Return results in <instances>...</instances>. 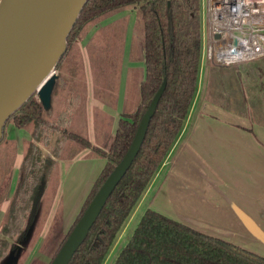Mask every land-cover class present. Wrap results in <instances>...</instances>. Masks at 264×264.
I'll return each instance as SVG.
<instances>
[{"label":"trees","instance_id":"obj_1","mask_svg":"<svg viewBox=\"0 0 264 264\" xmlns=\"http://www.w3.org/2000/svg\"><path fill=\"white\" fill-rule=\"evenodd\" d=\"M199 5L200 0H84L66 32L63 53L52 67L56 73L50 84L47 102L49 104L51 98L61 94V107L52 119H48L42 102L32 94L3 122L4 125L6 121H10L15 129L25 131L28 139L20 143L13 189L0 218V236L7 239L0 238V260H5L10 254L8 264H16L18 252L27 244V233L36 220L41 199L55 169L58 149L63 143L76 142L78 149H87L89 155L101 157L104 161L71 225L61 236L56 234V221L52 222L50 230L56 234L53 239L57 240L45 264L49 263L103 179L127 152L136 126L149 106L151 97L163 84L136 154L105 198L85 238L66 264L102 263L185 122L196 90L200 66ZM126 7H133L141 33V37L138 35L137 48L133 36L131 37L128 59L133 61L134 50L137 49L143 72L137 82L136 93L131 95L127 92L126 102L118 115L113 135L106 147L100 150L91 146L77 132H67L64 129L79 103V95L71 92L81 85L83 87L81 60L73 44L86 27L114 18L115 14ZM123 30L124 26H119L116 19L99 26L93 32L96 41L91 50L90 67L97 70L98 65L93 58L94 55L95 59L102 55L100 62L105 61L107 68H114L112 81L115 83L119 71ZM65 59L67 61L61 68V62ZM130 72L132 71H128V78L126 77L128 83ZM245 92L252 120L264 127V91L258 95L262 106L257 99L253 102L249 91ZM64 93L69 95L63 96ZM53 132L57 136L54 137L50 153L43 154L39 145L47 147ZM15 156L13 140L3 141L1 129L0 205L8 188ZM56 216L59 217L58 214ZM139 216L138 222L111 264H264V257L256 253L196 231L156 211L144 209ZM31 264L38 263L34 261Z\"/></svg>","mask_w":264,"mask_h":264},{"label":"crops","instance_id":"obj_2","mask_svg":"<svg viewBox=\"0 0 264 264\" xmlns=\"http://www.w3.org/2000/svg\"><path fill=\"white\" fill-rule=\"evenodd\" d=\"M121 18L108 19L100 26ZM132 27L133 24L125 25L123 31L119 71L110 105L99 104L92 98L95 84H92L91 74L95 71L90 72L87 53L90 56L94 45L81 57L86 104L81 121L72 123L71 130L88 138L90 145L96 148L97 143H108L113 135L129 91L128 71L142 69L137 49L136 62L128 59ZM95 36L90 39L93 44ZM200 48L198 82L185 122L133 210L141 207V211H156L264 257V253L241 241L246 236L261 243L264 239V229L257 220L259 217L264 220V127L251 118L240 70L234 64L221 67L210 63L204 58L202 43ZM19 155L18 152L16 163ZM103 161L101 157L89 155L87 149H77L69 157L58 160L61 179L57 186L63 233L71 225ZM207 208L214 212H204ZM204 213L216 218L219 230L213 229L211 224L205 226ZM121 231L122 228L116 239Z\"/></svg>","mask_w":264,"mask_h":264},{"label":"water","instance_id":"obj_3","mask_svg":"<svg viewBox=\"0 0 264 264\" xmlns=\"http://www.w3.org/2000/svg\"><path fill=\"white\" fill-rule=\"evenodd\" d=\"M83 3L84 0H16L4 14L0 24V134L4 119L28 96L34 94L43 107L44 101L48 103L55 76L52 67L63 53L66 32ZM162 88L163 84L151 97L127 152L103 179L48 264H66L85 238L105 198L136 154ZM8 262L9 256L4 264Z\"/></svg>","mask_w":264,"mask_h":264},{"label":"rangeland","instance_id":"obj_4","mask_svg":"<svg viewBox=\"0 0 264 264\" xmlns=\"http://www.w3.org/2000/svg\"><path fill=\"white\" fill-rule=\"evenodd\" d=\"M204 4H205V0H200V5H199V15H200V31H201V40H202V44H203V28H204V19H205V15H204ZM120 13V14H119ZM118 14H115L116 16L114 18L119 19V16L122 17L120 21H118L119 26H124L125 25H129L133 24L132 27V36L134 38V42H135V48H137V41H138V37H141V33H140V28L138 27V21H137V17L134 15V9L133 7H128L125 10L119 12ZM114 20V19H113ZM103 22V21H102ZM102 22L97 23L94 26H89L86 27L85 30H83V33L80 34V36L75 40V43L73 44L76 51H78L79 56H80V60L82 55L87 52V48L88 47H92L94 44L92 41H90V39L92 38V35L94 36L93 32L96 28H98L100 26V24H102ZM137 26V27H136ZM124 31V30H123ZM89 35V37H88ZM139 35V36H138ZM87 36V38H86ZM131 36V37H132ZM83 40V41H81ZM95 39H93L94 41ZM77 41V42H76ZM85 43V44H84ZM84 44V45H83ZM95 47V46H94ZM91 56V54H90ZM88 56L87 53V64L90 68V72L93 70L90 65H91V60L92 58ZM103 56L100 55L95 59V55H94V63L96 65H98L97 70L94 68V73L91 74V81L92 84L94 83L95 85H93V89H92V98L96 101H98L99 104H101V102L105 103L106 105H110L111 103V99L113 97V83L114 81H112L113 79V69L114 68H107L105 66V61H103L102 63L100 62V59ZM138 58L137 55V51L134 50V56H133V60L134 63L136 62L135 60ZM83 64L86 62L85 58H83ZM91 59V60H90ZM264 55L251 59L250 61H243V62H238L235 63V67L238 68L240 70V74H241V78L243 81L240 80L241 84L245 87V90L249 91L248 94L250 96V98L253 100V102L256 101V99L259 101L258 104L262 106V103L259 99V96L261 94L262 91H264ZM67 61V59L63 60L61 62V68L63 67V64ZM258 64V65H257ZM256 65V66H255ZM134 66V65H133ZM140 66L142 67V69H134L132 70V72H130L129 75V94L134 95L137 91L138 88V81L140 80L141 76H142V72H143V66L141 64V60H140ZM135 67V66H134ZM222 67V66H221ZM226 67H230V66H226ZM251 68V69H250ZM81 70H83L82 66H81ZM249 70L250 73H247ZM53 73H56L53 70ZM247 73V74H246ZM64 79H66L65 76H61ZM84 81H82L83 84ZM84 85V84H83ZM105 85V86H104ZM82 86V85H81ZM77 87L75 88V90L73 92H71V94H75L77 93L79 95V103L77 105V107L72 111L71 115H70V120L69 123L71 121V124L67 125L64 129L69 132L72 131L71 127L72 123L75 124L77 122L81 121V116L83 115V110L86 104L85 101V90L83 89V87ZM247 88V89H246ZM69 93L66 95L65 93L63 94V96H68ZM259 95V96H258ZM61 94L60 96H54V98H51V103L49 102L46 103L44 101V108L46 110V115L48 119H52V117H54L55 113L59 110V108L62 105L61 102ZM48 104V105H47ZM12 123L10 121H6L3 125L2 128V138L3 141L10 139L13 140L14 145H15V153L19 152V147H20V143L21 141L28 139V136L26 135L25 131L22 130H17L14 127H12ZM17 130V131H16ZM79 133V132H78ZM56 132H53L52 137L50 138L49 141V145L47 147H43L41 145H39V148L41 150V152L43 154H48L50 153V148L52 147L53 144V140L54 137L57 136ZM24 135V136H23ZM26 136V137H25ZM88 139V138H87ZM103 141V138H102ZM101 141V142H102ZM3 145V144H2ZM107 145V142H102V143H97V146H99L98 148L101 150L102 148H105ZM78 144H76V142H70V143H63L61 145V147L58 149V157L56 158V163L54 166V171L52 172V175L49 179L48 182V187L45 191V193L43 194V197L41 199V206H40V210L38 211V214L36 216V220L34 222V224L30 227V231L27 233L28 239H27V244H25V246H23L20 250L18 259L16 261V264H31L32 262H37L38 264H45L48 262L49 256L51 254V251L53 250L54 246H55V241L57 240V238L54 240L53 238L56 236V234L59 236H61L63 234V230L61 228V221L62 219L60 218V214L59 212L61 211L62 208V204L59 201V186H57V182H60L61 179V175H60V171H61V164H57L59 159H64L66 157H69V155H72L75 150L78 149ZM17 153L15 156V160H14V166L11 169V174L9 177V181H8V188L7 191L4 195V199L0 205V218L2 216L3 213V209L6 205V201L8 199V197L10 196L12 189H13V182H14V178H15V174H16V169H15V165H16V160H17ZM60 178V179H59ZM208 210H205L204 212L210 211V212H214L213 210H211V208H207ZM141 207H137V209L133 210L130 215L129 218L126 220L125 224L122 226V231H121V235L119 237V239H116L113 244L110 247L109 252L106 254L104 260L102 261L101 264H111L113 258L116 256V254L118 253L119 249L122 247V245L124 244V242L127 240L128 236L131 234L130 232L132 231V229L134 228V226L136 225V223L138 222L139 219V215L140 213L143 211H141ZM58 214V218L57 215ZM205 214V219H206V227L211 224L213 226H211L213 229L219 230V227L217 226V220L214 216H211L209 214ZM259 222V225L262 226L261 228L264 229V220L263 218L259 217V219H257ZM1 221V220H0ZM56 221V223H55ZM52 222L55 223V226L57 228V233L54 234L51 230L50 227L52 225ZM222 227V226H221ZM220 227V228H221ZM62 231V232H61ZM65 232V231H64ZM1 239H6L2 236H0ZM53 239V240H52ZM7 240V239H6ZM241 241H245L246 245L253 248L254 250H258V252H262L264 253V239H261L262 243L253 237L250 236H246L241 238ZM28 242H32L31 244ZM10 256V254H9ZM7 259V257H6ZM5 260H0V264H3V262Z\"/></svg>","mask_w":264,"mask_h":264},{"label":"built area","instance_id":"obj_5","mask_svg":"<svg viewBox=\"0 0 264 264\" xmlns=\"http://www.w3.org/2000/svg\"><path fill=\"white\" fill-rule=\"evenodd\" d=\"M204 15L206 60L233 66L264 55V0H205Z\"/></svg>","mask_w":264,"mask_h":264},{"label":"bare ground","instance_id":"obj_6","mask_svg":"<svg viewBox=\"0 0 264 264\" xmlns=\"http://www.w3.org/2000/svg\"><path fill=\"white\" fill-rule=\"evenodd\" d=\"M16 0H1L0 2V24L4 21L5 19V13L7 12L8 8L14 3Z\"/></svg>","mask_w":264,"mask_h":264}]
</instances>
